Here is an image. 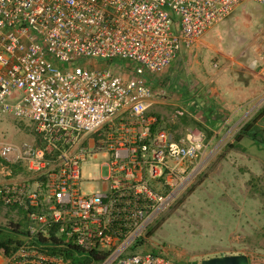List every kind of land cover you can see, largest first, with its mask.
I'll return each instance as SVG.
<instances>
[{
    "label": "built area",
    "instance_id": "2783aa9c",
    "mask_svg": "<svg viewBox=\"0 0 264 264\" xmlns=\"http://www.w3.org/2000/svg\"><path fill=\"white\" fill-rule=\"evenodd\" d=\"M244 1L0 0V112L35 137L0 145L25 173L0 184L24 223L3 264H85L73 259L92 251L104 256L90 264H184L136 250L208 155L197 128L157 127L165 93L150 77ZM99 158L106 174L84 189L81 166Z\"/></svg>",
    "mask_w": 264,
    "mask_h": 264
},
{
    "label": "rangeland",
    "instance_id": "374dc122",
    "mask_svg": "<svg viewBox=\"0 0 264 264\" xmlns=\"http://www.w3.org/2000/svg\"><path fill=\"white\" fill-rule=\"evenodd\" d=\"M263 48L264 4L247 0L150 77L167 96L150 114L174 139L188 128H197L208 155L198 173L137 241L136 250L161 253L184 264L245 252L250 264H264V78L258 85H252L256 80L252 76L245 83L250 70L257 69L264 77L259 60ZM254 60L256 66L251 65ZM103 62L96 59L92 67ZM184 90L196 95L204 109L191 112L168 103V99L175 101L173 96L182 98L177 92ZM227 105L239 107V112L231 113ZM211 117L219 118L218 127L206 122ZM213 131H217L214 137ZM224 131L226 136L221 138ZM34 141L27 120L0 112V145L7 143L17 150ZM99 162L100 158L88 159L82 164L84 189L91 188L92 179L106 174ZM24 176L18 158L0 156V184ZM23 224L19 210L0 205V232L21 230Z\"/></svg>",
    "mask_w": 264,
    "mask_h": 264
},
{
    "label": "crops",
    "instance_id": "0c3cea01",
    "mask_svg": "<svg viewBox=\"0 0 264 264\" xmlns=\"http://www.w3.org/2000/svg\"><path fill=\"white\" fill-rule=\"evenodd\" d=\"M251 76L253 77V78H255L256 80L255 81H253L252 82V85H258V84H260V83H262V80H263V75L261 74V72H259V70H250L249 71V74H248V77L246 76V81H245V83H247V79H249V77H250V79H251ZM252 81V80H251ZM226 92H228L229 90H225ZM178 93V96L180 95V96H182V98H178V97H174L173 96V99L175 100V101H173L172 103L170 102V99H168L167 101H168V103H170V104H176V105H178V106H180L181 108H183V109H188V110H190L191 112H192V110H197V109H199V110H201V108L203 107V105H200V101H198L197 99H196V95H193L192 93H190V92H188V91H183V92H180V91H178L177 92ZM167 96L165 95V98H166ZM164 99V98H163ZM161 100V99H160ZM178 101H179V103H178ZM160 101L158 100L157 102H155L153 105H152V107L151 108H153V107H156V104L157 103H159ZM180 102H182V104H180ZM157 108V107H156ZM227 108H230L231 110H233L231 113H233V112H235L236 110H237V113L239 112V107H233V105L232 106H229V105H227ZM154 109V108H153ZM202 109H204V108H202ZM212 109V108H211ZM207 111H209L208 109H206ZM213 110V109H212ZM195 115V114H194ZM206 120V122H210V123H212L211 125H212V127H214V128H216V127H218V125H219V123H221L220 122V120H219V118H213V117H211V119H209V118H206L205 119ZM157 127H159V128H161L160 126H159V123H157ZM163 129V128H162ZM217 131H213V134H212V137H214L215 136V133H216ZM169 135H170V133H169ZM171 136V135H170ZM3 233H12V235L13 236H15V234H16V231L15 230H13V231H11V229H6V230H4L3 231ZM232 254H245L247 257H248V254L247 253H245V252H239V253H232ZM249 260V259H248ZM0 264H3L2 262H1V259H0Z\"/></svg>",
    "mask_w": 264,
    "mask_h": 264
},
{
    "label": "trees",
    "instance_id": "16d2710c",
    "mask_svg": "<svg viewBox=\"0 0 264 264\" xmlns=\"http://www.w3.org/2000/svg\"><path fill=\"white\" fill-rule=\"evenodd\" d=\"M17 241L18 240H17L16 236H13L10 233L0 232V246H3L6 249V252L9 253L10 250L12 249L13 244H16ZM103 256H104V253H99V252L92 251L89 254H87L86 256H84V258L73 259V262H75V263H85V262H91V261H98Z\"/></svg>",
    "mask_w": 264,
    "mask_h": 264
},
{
    "label": "water",
    "instance_id": "95a60500",
    "mask_svg": "<svg viewBox=\"0 0 264 264\" xmlns=\"http://www.w3.org/2000/svg\"><path fill=\"white\" fill-rule=\"evenodd\" d=\"M200 264H250V262L245 254H231L202 259Z\"/></svg>",
    "mask_w": 264,
    "mask_h": 264
},
{
    "label": "clouds",
    "instance_id": "9594fccd",
    "mask_svg": "<svg viewBox=\"0 0 264 264\" xmlns=\"http://www.w3.org/2000/svg\"><path fill=\"white\" fill-rule=\"evenodd\" d=\"M231 255V254H230Z\"/></svg>",
    "mask_w": 264,
    "mask_h": 264
}]
</instances>
